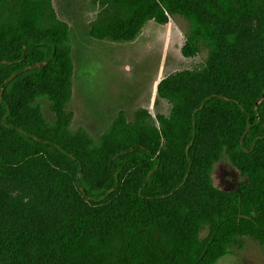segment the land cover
Returning <instances> with one entry per match:
<instances>
[{"label":"trees","instance_id":"trees-1","mask_svg":"<svg viewBox=\"0 0 264 264\" xmlns=\"http://www.w3.org/2000/svg\"><path fill=\"white\" fill-rule=\"evenodd\" d=\"M92 1L98 9L89 24L94 38L131 40L148 21L166 24L178 14L188 23L182 55L192 57L205 48L207 56L199 66L158 82V95L172 104L169 116H153L145 107L134 109L132 117L119 110L96 136L71 125L74 112L66 105L73 89L75 36L57 16L53 0H0V126L68 165L79 197L90 205L56 229L1 236L0 264H216L246 237L264 245V80L248 93L211 91L193 103L177 162L168 161L170 140L162 143L190 103L171 78L228 84L244 39L239 12L264 23V0ZM21 84L43 88L51 100L50 91L61 95L66 134L80 139L89 153H109L100 177L62 141L43 136L20 114L13 95ZM28 108L45 128L59 129L58 115L49 117L39 104ZM214 113L231 118L233 125L220 130L211 149L202 150L207 119ZM223 152L244 176L230 189L218 187L212 177ZM3 162L0 152V174L6 172ZM197 166L204 180L201 196L176 201ZM73 194L65 191L75 206Z\"/></svg>","mask_w":264,"mask_h":264},{"label":"rangeland","instance_id":"rangeland-1","mask_svg":"<svg viewBox=\"0 0 264 264\" xmlns=\"http://www.w3.org/2000/svg\"><path fill=\"white\" fill-rule=\"evenodd\" d=\"M53 3L60 16L72 20L74 25L75 20H79L78 15H75L77 11L85 14L92 10V6L85 0H53ZM239 14L242 16L238 22L244 28V39L234 61L233 74L228 84L221 85L213 80L198 81L186 75L171 78L173 84L190 98L189 105L181 111L169 133L162 139L164 145L168 144L167 139L171 142L168 147V161L171 163L177 162L181 156L189 130V109L203 94L225 90L235 94L248 93L264 80V23L245 12ZM153 25L152 22H148L134 44L113 42L108 39L91 41V37L80 38L73 31L75 39L72 56L75 62V75L73 74L72 88L75 95L66 106L74 112L71 119L74 128L83 126L96 136L101 134L117 113L113 108L118 106L104 104L97 106L96 103H104L105 99L114 96L130 101L128 106H122L130 117L133 110L140 107L142 102L147 104L146 108L153 116L157 113L167 116L171 114L172 104L155 94L156 90L153 93L150 88L148 92L150 84L154 83L157 86L159 79L169 73L199 66L207 56V49L203 48L192 57L182 55L180 46L188 27L187 19L182 15L171 16L168 25ZM141 52L149 55L143 62L139 61L143 55ZM91 63L102 75L98 80L101 86L96 82L97 88L94 89L82 78L87 74ZM126 64H129L130 68H127ZM102 88L107 95L102 94ZM85 89L89 92V89H92L91 97L86 95ZM50 93L53 94L54 100L50 99L49 93L43 88L34 89L30 85L21 84L14 92V104L37 132L62 141L81 158L90 173L100 177L109 153H89L81 147L80 139L71 138L66 134V119L59 109L61 95L53 91ZM85 96L90 97L91 102L96 105H82ZM31 103L43 106L49 117L58 115L59 129L55 131L45 128L28 108ZM207 121L201 140L202 150L211 149L220 130L233 125L231 118L221 113H214ZM0 152L6 171L0 174V237L19 229L34 232L53 230L74 212L90 208L89 203L79 197L74 186L72 170L68 165L54 160L15 132L1 126ZM212 177L215 185L226 189L235 187L244 178L226 152H223L215 163ZM203 189L204 180L197 166L175 200L179 202L196 200L201 196ZM66 190L74 192L72 196L75 199V206L66 200ZM216 264H264V245L256 239L246 237L243 246H230L228 252L221 256Z\"/></svg>","mask_w":264,"mask_h":264},{"label":"flooded vegetation","instance_id":"flooded-vegetation-1","mask_svg":"<svg viewBox=\"0 0 264 264\" xmlns=\"http://www.w3.org/2000/svg\"><path fill=\"white\" fill-rule=\"evenodd\" d=\"M85 2L87 3V4H90L91 6H92V10L91 11H89L88 13H81V11L79 10V12L77 11L76 13H75V15H78V17H79V20H75V25L73 24V21L72 20H69L68 18H66V17H61L60 16V14H59V12H58V10H57V7H55V11H56V14H57V16L60 18V19H63V20H65L66 22H68V24L70 25V27H71V30H73V31H75L76 32V36H78V37H80V38H86V37H91L90 38V40L92 41L93 39H97V38H94V37H92V36H90V34H89V30H90V22L94 19V17H95V15H96V13H97V6L93 3V1L92 0H85ZM76 11V10H75ZM148 22H152L155 26L156 25H162V26H165V25H168L169 24V21L166 23V24H159V23H157V22H155L154 20H150V21H148ZM148 22L146 23V24H148ZM145 24V25H146ZM144 25V26H145ZM153 25V26H154ZM144 26L142 27V29L144 28ZM79 28V29H78ZM155 28V27H154ZM154 28L152 29V33H153V31H154ZM142 29H141V31H142ZM141 31L138 33V35L135 37V38H133V39H131V40H123V41H115V40H110V39H108V40H110V41H113V42H127V43H130V44H134V42H136V40L140 37V34H141ZM102 40V39H101ZM104 40V39H103ZM81 42V41H80ZM183 43H184V41H183ZM182 43V44H183ZM181 45V44H180ZM182 46V45H181ZM181 46H180V49H181ZM73 53H72V55L74 54V46H73ZM73 57V56H72ZM85 62H86V60H85ZM73 63H74V75H75V62L73 61ZM95 63L96 62H94V66H95ZM93 65V63H91V65H90V68L88 69V72H86L87 74H85V76L84 77H82L83 79H86V81H88L89 83H90V86L92 87V89H94V88H97V86H96V82H98V80H100V78L102 77V75H101V72L100 71H98V70H96L95 68H94V66H92ZM98 86H101V83L100 82H98ZM103 86V85H102ZM152 86V87H151ZM150 88H151V90L153 91V93L155 92V90H156V93L155 94H157L158 95V92H157V86H155V84L154 83H151L150 84V86H149V90H148V92H150ZM92 89H89L90 90V92L92 91ZM102 90V94L103 95H107V94H105L104 93V90H103V88L101 89ZM85 91L87 92V96H90L91 94H90V92L89 91H87L86 89H85ZM97 92H99V91H97ZM148 92H146V94L148 93ZM75 95V90L74 89H72V95H71V99H72V96H74ZM87 96H85L84 98H83V104L82 105H84V106H93V105H96L97 104V106H99L100 104H104L105 106H118V107H114L113 108V110H116V112L118 113V111L119 110H124V111H126L122 106H128V104L130 103V101H128V100H121V99H118L117 98V96H114V97H110V98H107V99H105L104 100V103H101V102H97L96 104L95 103H92L91 102V96L90 97H87ZM146 106H147V104L146 103H144V102H142L141 104H140V107H145L146 108ZM136 108H138V107H136ZM135 108V109H136ZM112 110V111H113ZM116 113V114H117ZM112 121V120H111Z\"/></svg>","mask_w":264,"mask_h":264},{"label":"water","instance_id":"water-1","mask_svg":"<svg viewBox=\"0 0 264 264\" xmlns=\"http://www.w3.org/2000/svg\"><path fill=\"white\" fill-rule=\"evenodd\" d=\"M143 55L139 58V61L143 62L149 56L148 54H144L145 52H141ZM127 68H130L129 64H126ZM160 80V79H159Z\"/></svg>","mask_w":264,"mask_h":264}]
</instances>
